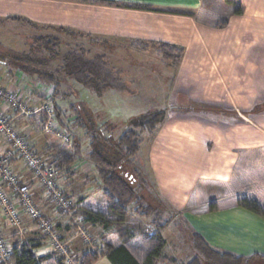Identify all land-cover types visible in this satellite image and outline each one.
I'll return each mask as SVG.
<instances>
[{
	"label": "crops",
	"instance_id": "0c3cea01",
	"mask_svg": "<svg viewBox=\"0 0 264 264\" xmlns=\"http://www.w3.org/2000/svg\"><path fill=\"white\" fill-rule=\"evenodd\" d=\"M230 1L231 4L224 5V0H212L210 5L208 0H0V19L20 18L53 31L60 29L88 38L95 46V55H102L126 85L130 84L131 75L147 72L151 64L146 59L159 44L177 47L182 50V57L175 67L172 94L167 98L169 104L173 95H181L189 101L216 105L221 102L247 110L264 94V0ZM215 6L221 7L220 17L215 13ZM238 8L241 12L235 14ZM155 53H152L155 63L166 72L171 67L169 62ZM28 99L32 102V96ZM14 123L36 152L39 139L45 137L33 136L31 124L22 117H16ZM261 127L264 133V125ZM222 128L217 123L209 125L173 117L152 144L150 163L156 185L181 209H188L189 197L199 182L229 183L238 150L256 147V126L229 124L228 130ZM207 134L209 139L204 137ZM207 143L211 146L209 149ZM44 151L49 154L53 149L48 145ZM15 166L18 168L19 164ZM21 175L28 178L25 173ZM35 190V205L44 216L54 219L53 212L43 209L45 200ZM217 203L214 200L207 204L203 210L205 215L214 222L229 219L227 222L234 225L223 227L226 229L222 231L218 229L220 226L211 228L210 222L204 220L209 232L205 231L203 236L211 247L240 256H264V219L232 203L218 209ZM225 222L221 223L228 225ZM242 222L256 227H241ZM4 227L1 225L3 235L7 234ZM57 229L59 233L67 230L59 226ZM219 232L224 233L225 242L217 236ZM48 251L44 248L38 255ZM94 264L111 263L100 258Z\"/></svg>",
	"mask_w": 264,
	"mask_h": 264
},
{
	"label": "rangeland",
	"instance_id": "374dc122",
	"mask_svg": "<svg viewBox=\"0 0 264 264\" xmlns=\"http://www.w3.org/2000/svg\"><path fill=\"white\" fill-rule=\"evenodd\" d=\"M208 3L211 5L212 0H208ZM222 3L227 4L225 1ZM215 7V10H217L215 13L219 16L222 12L221 7ZM17 19L18 20L15 21L8 20L7 18L0 19V46L6 50L28 53L35 39L39 37H51L60 40L61 54L72 50L77 51L79 49L83 50L88 58L102 56L95 55V49H93L95 46L92 45L88 38H82L76 34L60 29H58V31H53L54 29L52 28L33 24L26 20L22 21L20 18ZM218 23L220 24V22L216 24ZM153 51L157 54V50ZM153 51L150 53V58L146 59L151 66L149 65L150 68L146 69L147 72L145 74H141L140 76H138L139 74L131 75L129 79L130 84L127 85L119 78L124 86L122 92L107 90L103 92L100 97H97L98 95H94L89 89L81 88L68 78L64 79L59 87L55 99L56 107L60 113L63 125L68 126V132L70 134L72 133L71 136L74 134L80 148V155L76 158L74 163L70 165L66 171L64 170L62 173L58 172V188L72 203V210L74 213L71 216L63 214L55 207L54 203L44 195L43 190L40 188L37 190L43 196L46 203L42 205L43 209L46 208L53 212L54 219L51 220L54 223L56 234L60 240L67 245V251L70 252L73 264H77L79 258L86 252L96 250L93 244L94 241L99 246L103 243L117 245V231L114 227L104 230L99 225H93L85 221L83 217L77 213L89 211L96 212L99 216H104L106 219L112 217L105 209L107 203L102 196L103 187L97 181L96 174L86 159L89 151L88 139L82 130L72 128V122L75 117L78 118L83 126L92 129L95 128L104 138L110 137L112 140H116L125 131L133 130L131 126L133 120L144 115L153 114L154 112L161 111L166 113L165 121L155 129L153 134H140V150L131 160V167L126 169L128 171L140 172L139 174L142 175L145 182L148 184L147 190H141L139 192L140 195L146 202L156 206L159 205L162 212L160 215L161 223L166 221L168 224L167 227L159 233V237L165 242L163 255L167 259L185 262L190 257L192 254L189 235L191 231L189 228L190 225L204 240L205 237L203 233L205 231L209 232L204 226L207 224L203 222L204 220L210 222L208 225L211 228L220 226L218 229L222 231L226 229L223 227H233L234 224L231 225L227 222L229 219L226 220L221 218V222L226 221L225 223L228 224L224 225L217 220H215L217 222H214V219L205 215L203 210L210 202L217 200L218 203L215 207L219 209L229 206L231 203L236 205L238 199L245 198L256 201L264 210V144H262L264 143V133L260 131V129L263 130L261 125H264V94H262V99L257 101L252 109L247 110L232 108L230 105L222 104L221 102L216 105L212 103L189 101L186 97L181 95L179 97L173 95V100L169 104L170 101H168L167 98L172 94L170 89L173 88L174 71L178 64H176V62H169L171 67L165 72L158 63H155L157 61L153 59L155 58L152 54ZM107 64L109 63L107 62ZM108 66L110 67V65ZM111 70L113 69L111 68ZM7 71L9 70H6V67L0 64V83H2V85L7 83L12 84V80H9V76L15 72L12 70V73L9 74ZM131 71L136 72L137 69ZM113 72L118 74L116 70H113ZM25 79L27 82L29 81V79ZM30 81V84L33 86L32 88L41 86L39 83L36 84L37 82H35L34 79H30ZM19 85V81L15 80V86L18 87ZM38 90V92L35 91L30 95V97L32 96L30 108L35 109L43 104H48L50 107L52 98L51 93L54 90L47 86H41ZM111 92L113 93L108 95ZM115 94H119L118 97ZM112 96L114 99H112ZM51 111L56 119L55 126L60 127L59 119L57 120L53 109ZM173 117L202 123L205 122L209 125L217 123L222 125V129L225 130H228L227 127H229V124H252L256 126L258 132L254 143L256 145L255 148L246 149L242 147L238 150L239 157L232 175V180L225 185L218 182H199L194 188L193 195L189 197L188 209H181L176 204H173L172 201L165 197L163 192L159 190L150 163L152 144L155 140H158L160 132L164 130L163 126ZM39 118V115H35L27 120L25 119L27 123L31 124L33 136L45 137L44 139H39L40 144L36 146L37 149L36 152H34L50 164L59 152H65L67 155H71L73 153V141L71 140V136L70 141L66 143L54 136L44 135L42 130L39 129L43 126L42 122H38ZM260 121H263L261 125L259 123ZM39 124H41L40 127L38 126ZM18 129L20 130V128ZM242 135L244 136L245 133ZM246 135L251 136L253 134ZM204 137L209 139L210 135L207 134ZM242 140L243 139H241V141ZM48 145L53 151L46 154L44 148ZM206 146L208 149L211 147L209 143H207ZM33 193H37L35 189H33ZM39 210L41 212V208ZM133 211L134 206L129 208L131 215L127 219L125 227L131 236L127 243V247L134 252L146 248L150 242L149 239L152 238L157 231L152 225L153 217L141 218L132 214ZM189 215L194 218L192 217V219H190ZM240 218L244 219L242 217ZM0 223H2L0 225H3L2 221ZM188 224L190 225L188 226ZM4 226V230L7 234L3 236L11 251L15 249L20 252L22 249L37 243H40L46 249L49 246L47 238L37 229L36 224L25 216H22L21 224L18 227L11 228L6 225ZM58 226L67 230L59 233L57 229ZM239 226L247 228L256 227L255 224L247 225V222L243 223V225L239 224ZM211 228L210 230L213 231L214 229ZM249 230L250 229H247V231ZM217 236H219L220 240H224L225 242L223 232H219ZM213 249L224 251V249L220 248ZM58 258L61 257L59 256ZM248 264H264V262L250 261Z\"/></svg>",
	"mask_w": 264,
	"mask_h": 264
},
{
	"label": "trees",
	"instance_id": "16d2710c",
	"mask_svg": "<svg viewBox=\"0 0 264 264\" xmlns=\"http://www.w3.org/2000/svg\"><path fill=\"white\" fill-rule=\"evenodd\" d=\"M224 1L227 4L232 3L230 0ZM166 11L180 13L178 10L168 9ZM240 12L241 9L238 8L234 13L239 14ZM7 19L18 20L17 18ZM33 42L28 53L13 52L0 46V64L10 72L13 70L29 80L34 79L42 87L52 88L54 91L51 93V108L57 120L59 119L60 126L67 130L69 128L63 125L55 104L59 87L64 79L68 78L76 85L89 89L96 95H101L107 90L117 92L124 90L118 74L111 70L103 56L88 58L84 51L79 49L61 54V42L57 38L39 37ZM156 50L157 54L168 62L178 64L182 57V50L174 46L159 44ZM41 86L39 87L41 88ZM165 118L166 113L161 111L139 117L131 122L133 130L125 131L116 140H112L110 137L104 138L95 128H87L80 123L77 117L74 118L72 128L82 130L88 139L89 151L86 159L94 170L97 181L103 187L102 196L107 203L105 209L112 217L106 219L96 212L89 211L77 213L90 224L99 225L104 230L114 227L117 231V245L103 243L99 246L94 241V248L97 246L96 250L83 254L77 264H94L100 258H106L111 264H248L250 261L264 262V256L259 254L240 256L228 251L213 249L197 231L192 229L190 224H188L191 230L189 232L192 247L190 257L185 262H177L164 257L165 242L159 237V233L168 224L166 221L161 223L162 212L159 205L146 202L140 195L139 192L147 190L148 185L139 174L140 172L128 171L126 168L131 167V160L140 150V134H153L155 129L165 121ZM40 125L38 126L40 127ZM71 140L73 141V153L67 155L65 152H59L51 162L59 173L66 171L80 155L79 143L74 134L71 136ZM133 206L132 214L141 218L153 217L152 225L157 231L149 239L150 242L146 248L134 252L127 247L131 236L125 227V223L131 215L129 208ZM236 206L264 219L263 208L254 200L238 199ZM43 249L44 247L40 243L26 247L20 252L13 249L10 262L13 264H62L63 260L58 258L59 256L55 253L48 251L39 256L38 254Z\"/></svg>",
	"mask_w": 264,
	"mask_h": 264
},
{
	"label": "built area",
	"instance_id": "2783aa9c",
	"mask_svg": "<svg viewBox=\"0 0 264 264\" xmlns=\"http://www.w3.org/2000/svg\"><path fill=\"white\" fill-rule=\"evenodd\" d=\"M9 80H12V84L0 83V222L11 228L18 227L22 216H25L47 238L49 252L60 256L63 264H73L67 245L56 234L54 223L44 217L35 205L33 189L43 190L44 195L63 214L71 216L74 213L72 203L58 188V171L33 151L30 141L16 127L14 120L16 117L27 120L39 115L38 122L43 124L42 133L66 143L70 141V133L65 127L55 126L51 105L30 108L28 97L38 92L40 87L32 88L30 82L17 73ZM15 80L20 83L18 87ZM16 163L19 164L18 168ZM21 172L27 174L28 178L24 179ZM11 254L0 225V264H13L10 262Z\"/></svg>",
	"mask_w": 264,
	"mask_h": 264
}]
</instances>
